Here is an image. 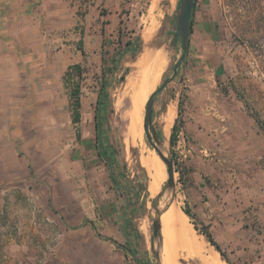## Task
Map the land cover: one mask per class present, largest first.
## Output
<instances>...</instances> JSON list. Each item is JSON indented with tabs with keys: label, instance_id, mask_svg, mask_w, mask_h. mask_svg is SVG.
I'll return each mask as SVG.
<instances>
[{
	"label": "rangeland",
	"instance_id": "374dc122",
	"mask_svg": "<svg viewBox=\"0 0 264 264\" xmlns=\"http://www.w3.org/2000/svg\"><path fill=\"white\" fill-rule=\"evenodd\" d=\"M3 2L0 1V100L6 104L4 112L17 114L19 130L25 133L33 130V138L39 132L41 140L38 145L32 143L29 149L22 147L19 150L32 156L29 162L37 183L27 188L22 177L24 174H20V180L12 181L13 184L7 183L5 175H2L5 179L0 177V264H41L49 251L48 239L56 237V222H59L56 216L59 214L53 215L54 212L47 206L45 208L41 200L25 198L27 195L23 194L33 189L42 191L48 172L50 177L56 178L55 191L69 189L77 195L84 189L80 182H68L66 176L70 173L65 171V146L76 132H84L86 125L89 130H95L94 102L101 70L93 61L88 63L82 59L84 72L80 80L81 106L77 123L72 120L63 75L77 62L69 48L76 44L79 35H74L72 30L88 25L83 18L91 9L93 12L86 18L91 26H95L97 9L91 7L95 5L91 4L92 0H58L55 4H50L51 0H42L44 4L41 0ZM127 2L134 3L135 7H128ZM98 9L99 13H106L101 4ZM170 11L167 0H125L118 31L112 32L106 27L108 21L105 19L101 24L105 26V60L121 50L118 41L132 42L131 52L117 57L114 72L106 74V94L99 114L101 146L106 160L113 162L118 187L125 196L118 198L117 189L110 186L105 166L96 170L97 178L88 177L90 184H95L99 206L113 202L122 209L127 202L132 207L130 229L134 257L144 264L155 263L150 242L156 217L154 198L158 193L151 195L148 192V177L140 165L138 151L136 148L126 149L124 143L126 123L122 115L130 110V98L124 85L127 77L135 71L134 64L141 53L145 49L153 51L143 76L152 72L151 67L160 70L157 81L145 95L141 109L142 128L149 94L172 76L173 66L181 56L179 42L170 46L174 34ZM147 28L152 29V35L144 44L143 35ZM179 99L182 106L178 114L176 105L173 144L169 142L171 130L167 136L168 156L175 171L172 203L184 214L183 210L189 211L194 202H199L207 226H197L191 217L189 221L187 219L188 226L206 227L214 241L222 245L220 249L226 259V255L240 249L232 245L233 235L238 238L240 232H248V227L254 236L264 228V219L257 213V206L251 199L240 215L230 210L233 206L239 208L242 190L249 192V196L264 190V0H196L185 57L173 80L154 98L151 127L160 140L163 137L158 118L166 106L178 104ZM84 108L89 111L87 122L83 119ZM52 130H58L56 138H62L60 141L56 139L55 146H49L51 142L42 139L47 135L51 137ZM141 130L147 149L152 150ZM80 154L85 156L82 151ZM48 163L52 166L49 167ZM67 163L70 165L68 160ZM79 164L80 170L82 166L85 168L82 159ZM95 165L94 161L87 159V166ZM83 177L81 175V179ZM199 184L206 187L200 188ZM135 195L138 196L137 203ZM116 199H119L118 203ZM72 204L78 210L82 200L72 199ZM47 212L49 218L45 215ZM71 217L73 223H78V216ZM122 220L121 217V227ZM166 222L161 216V264L174 261L177 246L175 237L173 245L167 249L164 247L165 237L169 234ZM227 222L238 223L232 227L235 231L231 233V241L230 234L224 229ZM189 233L207 245L203 243V249L182 248L184 251H178L177 261L173 263L202 264L197 258L188 257L195 255L208 264L210 255L216 253L207 249L209 244L196 230L194 233L189 229ZM154 248H157L156 242ZM250 262L251 257L245 251L243 259L234 264Z\"/></svg>",
	"mask_w": 264,
	"mask_h": 264
},
{
	"label": "crops",
	"instance_id": "0c3cea01",
	"mask_svg": "<svg viewBox=\"0 0 264 264\" xmlns=\"http://www.w3.org/2000/svg\"><path fill=\"white\" fill-rule=\"evenodd\" d=\"M0 1L3 2L6 0ZM57 1L58 0H51L50 4H55ZM167 2L171 8L169 15L171 19L174 20L178 0H167ZM42 3L44 4V2ZM93 3L95 5H91V7L97 9L95 26H91V24H89L90 20L86 18L90 17V14L93 12V9H91L89 14H86L83 18L88 25H86V27H81L78 30H72L74 35L78 34L79 40L82 41V51L78 49L79 40L76 44H71L69 49L71 53L74 54L73 58L77 61L73 65L77 64L82 66L81 61L84 59L88 63H90L89 61H93L101 70L103 57L105 56V26L101 25L102 21L103 19L108 21L106 27H110L112 32L115 29L118 31L119 24H121L120 22L122 20L121 9L125 6V0H92L91 4ZM100 4L105 8V14L99 13L98 5ZM127 6L133 8L135 7V4L127 2ZM97 22H100V25H96ZM95 103L96 100L94 102V111ZM5 106V102L0 100V177L3 178L2 175H5L7 183L13 184L11 183L12 181L15 182L20 180L18 177L20 174H24L22 177L25 179L28 188V186L37 183V178L31 169L32 164L29 162L32 156L28 153L22 154L19 150L22 149V147H27V149H29L32 143L38 145L41 139L39 137V132L35 133L37 137L33 138V130H27L26 133L24 130H19L17 114L14 111L9 113L4 112ZM89 118V111L84 108V122H87ZM56 131L58 132V130H52L51 137L48 135L46 137L44 136L42 138L43 142H51L49 146H55L56 139L58 141L62 140L61 137L56 138ZM60 134L61 133H59V135ZM101 135V131L99 136H97L96 130H89V125H86L84 132H76L73 135V138L70 139L65 146L67 148L65 157L70 164L68 165L67 160L65 161V171L70 173L68 174L69 176L67 175L66 177L68 182H80L81 185H84L81 194H73L68 191L69 189L67 190L68 192L60 189L55 191L56 178L50 177L49 172L47 173L46 182L42 184L44 188L42 191L33 189L27 191L28 193L23 194L27 195L25 198L41 200V203L45 208L47 206L48 209L50 208V210L54 212L53 215L59 214L56 216V218L59 219V222H56L58 228L56 237L53 238V240L48 239L47 247L49 248V251L45 253L46 256L42 259L41 264H144V261L134 257V239L130 229V213L132 212V207H130L127 202H125L122 209L121 207L116 206L113 202H111V205L99 206L95 196V184L94 182L90 184L88 176H92L93 179L95 174L97 175L96 170L100 169L101 166H103V168L104 166L106 167L109 178V169L105 160L98 155V152H103L100 143ZM80 151H82L85 156L81 155ZM48 158H50L49 154L47 155V160H49ZM88 158L91 161H94V164L96 165L87 166ZM81 159L83 160V163H85V168L81 165L82 170H80L81 167L79 164ZM48 166L50 167L52 164L48 163ZM81 175H84L83 179H81ZM199 185L200 188L206 187L203 184ZM220 185L223 184L220 183ZM110 186L113 187L111 181ZM116 191L119 199L125 196L124 193L121 194L123 191ZM240 195L241 196L238 199L239 208L233 206L230 208L231 212L235 215L238 213L240 215L241 212L246 209L251 199L257 206V213L262 219H264V190L257 191L254 196H249V192L246 193L242 190V194ZM72 199L82 200V204L78 207V210H75V207L72 204ZM119 199H116V203H118ZM212 205L215 206L213 201ZM200 207L199 202H194L193 209L189 208V213L191 214L190 219L196 221L197 226H207L206 222L203 221L204 214L202 215L201 210H199ZM48 209L46 211H48ZM214 209L211 211H214ZM45 215L49 218L48 212ZM72 215L78 216V223L72 222ZM121 217L123 218L122 227L120 225ZM187 219L189 221V217L185 218L186 223ZM227 223L228 224H225L224 229L230 234L229 241H231V233L235 231L232 227L238 223ZM190 226L191 228L188 226L190 231L195 233L193 225ZM247 230L248 232L245 233L240 232L238 238H235L236 236L233 235L234 242L232 245L239 247L240 249L232 251L228 256L226 255V261L228 263L222 259L220 254L209 243L207 249L217 253L219 260L223 264H234L239 259H243L245 251H247L248 255L251 257L250 264H264V228L260 230V234L258 232L257 234L255 233L254 236H251L252 232L249 231L250 229L248 227ZM249 236L251 237L249 238ZM49 242L52 244H48ZM215 242L220 248H222L220 242H217L216 240ZM228 243L227 240L226 245ZM179 250H182V247L179 248L178 245L175 246V262L177 261ZM188 257H195L204 264L203 260L198 256L194 255Z\"/></svg>",
	"mask_w": 264,
	"mask_h": 264
},
{
	"label": "bare ground",
	"instance_id": "6f19581e",
	"mask_svg": "<svg viewBox=\"0 0 264 264\" xmlns=\"http://www.w3.org/2000/svg\"><path fill=\"white\" fill-rule=\"evenodd\" d=\"M151 35L152 29L147 28L145 30V34L143 35L144 44H147V42L150 41ZM155 56L157 57V55ZM152 57L153 51L151 52L148 49H145L134 64L135 71L127 77L124 85V90L126 91L125 93L128 94L130 98V110L122 115V119L126 123L124 143L126 149L136 148L138 151L140 165L146 171L148 177V192L151 195H156L160 192V190H162L157 207L160 211V215L163 218L165 217L169 228V234L165 237V249H167L170 244H174L175 237L179 248L203 249L205 248L203 244L204 242H199L192 234L189 233V227L185 221L186 216L174 207L172 203L173 189L168 187L162 189L167 176L165 173L166 165L161 159V155L166 159L169 158L167 150V136L172 128L176 116L177 104L174 103L173 105L171 104L166 106L165 110L158 118L163 140L161 139L162 141L156 146L157 150L153 147L152 150L147 149L146 143L143 139V133L141 130V109L143 107L142 105L145 100V95L147 94L148 89L157 81L158 72L160 70V68L155 67L152 69L151 67L150 69L152 72L143 76V72L147 65L150 64ZM173 262L175 261L172 260L170 264H174ZM207 262L208 264H221L217 253L210 255Z\"/></svg>",
	"mask_w": 264,
	"mask_h": 264
},
{
	"label": "trees",
	"instance_id": "16d2710c",
	"mask_svg": "<svg viewBox=\"0 0 264 264\" xmlns=\"http://www.w3.org/2000/svg\"><path fill=\"white\" fill-rule=\"evenodd\" d=\"M180 1L181 0H178L177 5H179ZM195 5H196V0H194L193 6H192V13H191V19H190V35L192 33ZM118 44H120L122 46H121V50L118 49L119 52H117L116 56L113 55L108 60H105V56H104L103 61H102L103 65L101 67V78H100L101 82H100L99 90L97 93V98H96V103H95V111H94L95 130L97 132V136H99V133H100L99 114H100V110H101V106H102L103 97H105V94H106V86H107L106 74H111L112 72H114V70H115L114 62H115V59L117 57H120L125 53L131 52V50H132V42L129 40L125 41L124 43H122V41H118ZM187 47H188V44H187ZM78 49L80 51H82V41L81 40L78 41ZM83 72H84V70H83L82 66L76 64V65L70 66L65 71V73L63 75V84L67 88V91H68V98L70 101L71 111H72V115H73L72 120L74 123H77L79 121V118H80V115H79L80 96H81L80 80L82 79ZM181 106H182V100L179 99L178 104H177L178 114H180ZM256 123L260 127L258 120H256ZM175 138H176V124L174 123L172 125L171 133L169 135L170 144L174 143ZM98 153H99L98 155L105 160V163L109 169V179H110L112 185L115 186V188L117 190H120V188L118 187L116 175L114 173L113 162H110V160H106L104 152H98ZM176 171L178 172V170H176ZM122 193H124V192H121V194ZM137 199H138V196L135 195V203H137ZM183 212L189 218L191 217L188 210H183ZM194 229L200 235L204 236L207 243H209L211 246H213L214 249L220 254L222 259L226 261L224 253L221 251L219 245L214 241V239H213L211 233L208 231V229L206 227H203L202 229H197L196 226H194Z\"/></svg>",
	"mask_w": 264,
	"mask_h": 264
},
{
	"label": "water",
	"instance_id": "95a60500",
	"mask_svg": "<svg viewBox=\"0 0 264 264\" xmlns=\"http://www.w3.org/2000/svg\"><path fill=\"white\" fill-rule=\"evenodd\" d=\"M194 0H181L178 9L175 13L174 19V34L170 40V46L174 47L179 42L181 56L176 60L173 66L172 76L161 83V85L151 92L146 100L145 108H144V115L142 121V129L145 135L146 140L148 141L149 145L153 147L155 150L156 146L161 142L159 135L153 130L151 127V117H152V107L155 96L160 93L166 86V84L173 80L181 62L183 61L187 49L188 39L190 35V19L192 13V6ZM161 159L166 165V181L162 187H168L173 189L174 187V167L173 163L170 158L166 159L161 155ZM160 192L154 198V207L156 212V217L153 220L152 224V238L150 242V252L154 256L155 263L154 264H161V251H162V243H161V221H160V211L158 209V201L160 198ZM156 242L157 248H154V243Z\"/></svg>",
	"mask_w": 264,
	"mask_h": 264
}]
</instances>
